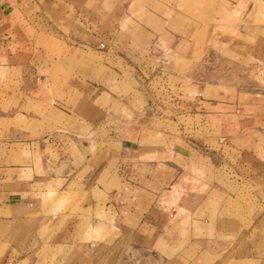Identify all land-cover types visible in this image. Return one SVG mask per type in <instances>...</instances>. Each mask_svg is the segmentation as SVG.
<instances>
[{"label":"crops","instance_id":"crops-1","mask_svg":"<svg viewBox=\"0 0 264 264\" xmlns=\"http://www.w3.org/2000/svg\"><path fill=\"white\" fill-rule=\"evenodd\" d=\"M32 4L42 6V15L21 20L46 22L66 45L59 59L45 60L36 26L23 35L9 23V11L4 14L7 0H0V74L12 82L15 77L26 100L43 107L40 115L19 107L0 110V264L60 261L62 253L55 250L70 243L48 235L73 200L76 214L91 222L92 234L123 230L140 264H191L193 248L214 244H233L237 264H264V235L242 244L240 221L226 197L219 202L209 190L180 185L172 192L174 185H165V153L174 149L168 153L157 141L132 138L143 134L137 115L147 106L133 110V117L128 110L137 92L148 102L145 77L171 75L176 107L198 111L207 123L204 132L236 179L264 193V0H29ZM56 67L67 78L54 83L38 74ZM120 107L124 113L116 111ZM110 115L121 117L124 139H115L111 149L116 177L111 171L104 178L111 184L118 177L120 187L107 190L95 185L102 169L78 180L66 172L65 162L72 167L87 160L77 135L99 129ZM40 118L51 128L36 134V125L21 127L28 124L20 119L32 124ZM54 150L60 154L56 159ZM73 255L70 264L89 258L80 248Z\"/></svg>","mask_w":264,"mask_h":264},{"label":"rangeland","instance_id":"rangeland-1","mask_svg":"<svg viewBox=\"0 0 264 264\" xmlns=\"http://www.w3.org/2000/svg\"><path fill=\"white\" fill-rule=\"evenodd\" d=\"M12 1L15 4L12 5ZM7 4L8 6L5 5L6 10L4 14L6 16V12L9 11V16L11 17L9 23L20 27L23 35L26 36L30 34V31H33L35 25L37 30V46L47 49L45 60L50 59L54 62V59H59L63 54L62 52L66 43L56 38L59 36L58 32L55 29L53 31L49 29L48 31L49 24H46V22L32 21L28 23L27 20H21L23 19L22 17H30L34 13L42 15L43 9L39 10L42 6L35 4L29 6V0H7ZM43 7L46 8V4ZM64 29L66 30H64L65 33L67 32L68 34L70 25H65ZM42 73H46L48 79L52 78L54 83L61 81L66 76V72H63L59 67L49 69L48 71L38 70V74ZM228 74L231 77H236L234 72L231 73L229 71ZM145 75L147 76L148 73H145ZM145 78V82L148 85L146 89L150 93L148 102L146 103L142 99L143 96L137 92V101L134 98L132 106L128 109L129 112H132L133 117L136 114L133 113V110L138 112L143 106H147L144 112H140L137 115V127L140 128L143 134H136L135 132L131 137L134 139L143 137L149 143L157 141L158 145L164 144L168 153L174 149L172 154L165 153L167 163L169 164L168 170L164 172L166 179L169 180L165 181V185L169 186L173 184L174 187H171L172 192L179 190L177 187L180 185L189 186L190 188L188 189L209 190L210 195H216L220 199L219 202L226 197L224 199L226 206L236 212H234L235 216L232 215V217L240 221V227L243 230V237H245L243 239L245 240H241L240 242L245 244L251 242V239L255 236L260 238L264 235V193L257 194L254 192V186L251 182L245 179H236L235 173L225 160V156L220 150L215 149L217 145H215L214 138L208 137L207 133L204 132L206 131L207 123L202 121L201 115L197 113L198 111H193L188 106L184 108L182 106L176 107L174 101L176 89H173L171 75L169 76V80H167L168 78L165 79V76L163 77L160 73H156L154 76L149 75L148 78ZM17 82L18 80L15 77L12 82L11 77L0 74V110L11 112L10 110L14 107H19L23 111L32 109L40 115L43 107L35 102L32 103L28 99L26 100L24 88L22 84L18 87ZM53 88L56 89V86ZM39 92L38 90L36 95H39ZM43 94L46 97V91ZM118 104L121 106L119 102ZM121 109L122 107L116 111L124 113ZM20 121H24L22 124L25 122L28 124L25 127L21 126L24 129L30 127L33 129L36 125V134L51 128L50 125L42 126L41 122L44 121V118L41 120L37 119L32 124L27 122L26 119H20ZM123 124L120 116L110 115L101 124L99 129L90 130L88 134H81L84 135L83 137L80 134L79 136L77 135L78 142L84 149L83 157L87 158V160L83 159L84 163L72 165V167L69 166L71 164L67 160L65 162L66 172L69 174L73 173L76 179L81 180L83 177L94 178L102 169L95 185L102 183L103 187L107 190L111 186L120 187L118 177L111 184L110 182H104V178L106 175L108 177L111 171V176L114 177L115 174L116 177L114 166H112L114 158L111 157V149L115 146V143H113V141H116L115 139H124V134L121 132ZM207 145H212L214 148L207 147ZM177 149L181 150L177 152ZM54 151L55 156L53 155V159H56L60 154L56 150ZM48 152L44 150L42 154ZM175 164L179 170L177 171L178 176L176 175L173 178ZM92 183L93 181L90 184ZM73 202H70L65 207L70 212L60 216L53 223L51 235H48L53 240L59 238L57 242L64 240L70 243L65 248L61 249L58 247L55 250L58 251L57 253H62V258L56 264H70L71 260L74 259L73 252L79 248L81 251L83 249L86 251V255L89 256L88 259L91 261L87 259V261L83 260L78 264H140L138 261L139 252L125 241L124 238L127 235H125L123 230L120 233L118 230H111L110 233H104L103 231L99 235L92 234L90 231L91 222L86 219L85 215L76 214L78 202L74 200ZM116 236L124 241L122 240L120 243L117 240L115 242ZM232 245L221 246L220 244H214L212 247L208 246L207 249L197 246L189 253L190 256L194 257L191 264H237L236 260L231 258L232 254L237 252L234 250L235 247L234 249L231 248ZM228 256H230L229 260ZM149 264L151 263L149 262Z\"/></svg>","mask_w":264,"mask_h":264},{"label":"built area","instance_id":"built-area-1","mask_svg":"<svg viewBox=\"0 0 264 264\" xmlns=\"http://www.w3.org/2000/svg\"><path fill=\"white\" fill-rule=\"evenodd\" d=\"M219 141L221 142L222 141V138H219Z\"/></svg>","mask_w":264,"mask_h":264}]
</instances>
